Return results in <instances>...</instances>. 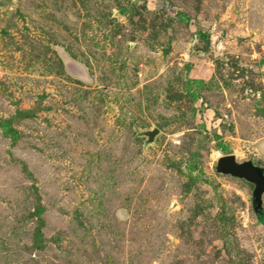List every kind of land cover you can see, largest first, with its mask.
Instances as JSON below:
<instances>
[{"label":"rangeland","instance_id":"1","mask_svg":"<svg viewBox=\"0 0 264 264\" xmlns=\"http://www.w3.org/2000/svg\"><path fill=\"white\" fill-rule=\"evenodd\" d=\"M228 154L264 181V0H0V264H264Z\"/></svg>","mask_w":264,"mask_h":264},{"label":"water","instance_id":"2","mask_svg":"<svg viewBox=\"0 0 264 264\" xmlns=\"http://www.w3.org/2000/svg\"><path fill=\"white\" fill-rule=\"evenodd\" d=\"M153 134L152 132L150 135ZM220 168L226 172L231 173L234 176H244L245 178L252 180L256 184L257 201L256 206L261 205L260 193L264 187V181L260 174V170L250 162L238 163L234 154L224 155L220 158Z\"/></svg>","mask_w":264,"mask_h":264},{"label":"bare ground","instance_id":"3","mask_svg":"<svg viewBox=\"0 0 264 264\" xmlns=\"http://www.w3.org/2000/svg\"><path fill=\"white\" fill-rule=\"evenodd\" d=\"M255 211L257 213L258 220L264 224V208L261 205L256 206Z\"/></svg>","mask_w":264,"mask_h":264}]
</instances>
